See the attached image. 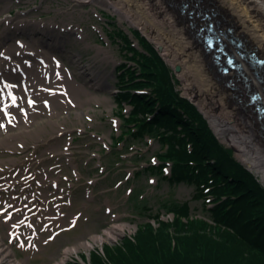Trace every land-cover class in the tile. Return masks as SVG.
Returning <instances> with one entry per match:
<instances>
[{
	"label": "rangeland",
	"instance_id": "1",
	"mask_svg": "<svg viewBox=\"0 0 264 264\" xmlns=\"http://www.w3.org/2000/svg\"><path fill=\"white\" fill-rule=\"evenodd\" d=\"M14 5L10 8L9 12H3L0 17L1 20L9 16L12 12V16L18 15V10L30 11L27 18L32 20H38L43 22L53 21L55 24L59 23L61 26L72 25L75 29L83 32L86 35V43L82 41L75 44L74 36L64 34V39H61V43L67 42V38L71 41L68 46L67 52L63 51L60 46L44 47L50 53L58 52L63 56L64 62L71 69L72 73L78 80L84 84L88 94L79 92V95H75L72 90L66 91L62 97H53L57 99V102L63 103V106L58 107L55 112H51L49 103L47 104L46 112L36 116L33 124L29 126L38 128L43 127L44 131H40L37 140L27 138L28 146H36L39 149V154L42 149L52 148L46 145L47 139L53 138L62 132H72L76 134L77 131L86 132L89 134L83 135L81 138L76 139L72 146L73 155L76 164L79 166L80 177L75 178V170L73 166L68 165L70 163L68 159L61 160L64 167L61 171H53L49 173L52 178L59 180V188L69 187V181L63 179L64 175H68L69 178L76 179V191L74 192L72 206L66 207L63 211L67 214L64 225L68 222L75 213H82L78 226L72 230L63 233L57 237L54 242H50L43 246L40 252H25L16 248V252L19 258H24L29 255L34 256V259L30 261V264H50L60 262L59 264H70L72 260H80L81 264H89L91 261V254L99 252L101 255L104 252L105 246H115L121 243L124 237L134 236L140 225L151 222L154 226L158 224L154 220V216L159 214V219L164 222H171L175 216L172 212L168 213L167 207L174 202L188 203L191 205V215H197L200 217L206 216L203 203L200 198L195 199V190L193 186L186 184L170 185L166 180H161L159 176H153L144 172L147 165L155 162V157L161 150L160 143L154 138L147 137L144 141L136 140L130 141L129 134L133 131V124L128 122L130 115L123 112L127 107H117L115 101L116 93H123L126 90L133 89L128 84H118L117 75L115 69L118 70L121 66L131 62L133 58V51L130 47L142 50L140 42L136 39L139 35L147 39L157 49L159 55L162 57L165 64L171 69V75L174 79V89L181 97L190 101L195 105L198 110L200 107L196 104L194 99L190 96L187 83L181 77V71L176 72L177 67L170 64L165 57L163 49L159 50L158 46L139 26L133 25L129 19L122 18L119 13H116L113 9L98 5L96 3H83V0H22L21 6L13 0ZM3 2L2 4H4ZM181 6V5H180ZM193 10V6H189L187 11L190 13ZM187 13L183 14L186 15ZM198 12L194 15L197 17ZM6 24L0 25V32L3 31ZM260 34L264 36V26L262 27ZM56 31V29H55ZM60 29H57L56 33L59 34ZM125 32L126 34H123ZM138 34V36H137ZM196 30L192 29V37L196 38ZM136 36V37H135ZM14 42L17 40H26L28 35L26 32L20 31H8L4 33L0 38V44L6 42L9 39ZM132 41L131 43L129 42ZM30 41V40H29ZM39 50L38 46H35ZM100 48L105 52L99 55ZM199 49H203L200 44ZM54 50V51H53ZM60 52V53H59ZM109 55L112 57L111 61H104V58ZM211 63L214 60L209 56ZM113 60V61H112ZM116 60V62H115ZM69 61L71 63H69ZM137 68L134 64L132 68ZM73 68V69H72ZM142 72V71H141ZM235 73V72H234ZM249 73L257 81L255 71L249 67ZM235 75V74H233ZM142 76V75H140ZM233 76L229 77L224 86L233 92L230 80ZM128 82V81H127ZM259 82V80H258ZM137 83V82H135ZM139 83H148L145 80ZM260 83V82H259ZM242 91L241 96L230 93L231 99L238 102L241 106H246V101H240L241 98L246 99L247 90L243 80L240 81ZM50 86V83L47 84ZM263 87V86H262ZM47 88V87H46ZM48 89V88H47ZM76 90V89H75ZM141 91H146L143 89ZM70 93V98L67 94ZM48 96L50 94H47ZM26 96L28 97L29 94ZM98 97V98H97ZM25 99V105L26 100ZM70 99V100H69ZM82 99L85 104L80 106V100ZM47 100V99H44ZM70 101V103L66 102ZM34 104V103H31ZM55 101L53 103V108ZM50 109V110H49ZM201 110V109H200ZM202 111V110H201ZM59 112V117H54V113ZM80 113V115L77 114ZM201 113V112H200ZM203 119L207 122L210 129L219 139V142L229 150H232L233 157L237 158L240 162L244 158L241 156L240 151L252 149L251 145L257 144L253 139H240L239 143L234 144L231 142L234 122L227 120L224 126L225 129L233 131L232 133L227 131L226 136H221L217 133L212 121L209 117L202 112ZM119 118V119H118ZM32 119V116L30 117ZM34 119V118H33ZM53 121L54 125L50 126L47 121ZM252 121H255V119ZM59 123L57 126L56 123ZM256 123V137L260 140L264 146V131L261 128L260 122ZM127 123H130L129 125ZM240 123V122H238ZM242 130V125L239 124ZM1 131H6L5 128H0ZM21 128H13L10 134H16L21 132ZM182 129H179V135L182 134ZM245 131V130H244ZM247 132V131H246ZM245 133V132H244ZM248 133V132H247ZM245 133V135L247 134ZM9 133L0 135V140L6 138ZM92 134H97L102 137V141L93 137ZM249 134V133H248ZM247 134V135H248ZM234 135V134H233ZM241 136V135H240ZM69 134L59 138L60 140H68ZM123 137V138H122ZM44 138V139H42ZM122 138V139H121ZM230 139V140H228ZM11 141V140H10ZM104 141L107 143V149L102 147ZM61 144L65 146V143L61 141ZM242 145V147H240ZM46 146V148H44ZM26 147L22 148L24 150ZM9 148L1 144L0 141V159L7 160L11 157L6 150ZM236 149V151H235ZM51 150L50 152H53ZM100 152L102 156V162L99 158L95 157V153ZM15 154V153H14ZM51 155V154H50ZM13 155L12 158H14ZM70 157V156H69ZM20 160H26L28 158V151L24 155H19ZM96 158V159H94ZM28 162H35L26 160ZM6 162V161H4ZM44 162H38L37 166ZM46 166H52L58 163L57 159L51 158L46 162ZM4 163H1L3 165ZM104 168V170L101 169ZM6 166V165H5ZM4 166V167H5ZM249 168V167H248ZM258 170L264 172V163L261 167H256ZM260 168V169H259ZM255 170V169H254ZM257 172V170H255ZM260 171V172H261ZM262 175H259L261 178ZM152 180V181H151ZM88 191H92L88 193ZM138 195L132 197L133 194ZM110 209V213H108ZM0 227L2 235L4 236V243L0 245L4 247L1 255L5 252L13 250L6 242V230L9 228L7 224L1 223ZM118 228V229H115ZM116 230V234L113 238L107 239L104 237L102 240L92 241L93 236L104 235L107 231ZM5 231V232H4ZM90 241L91 246L89 248L81 247L78 252H72L66 254L67 247L78 246L86 241ZM7 244V246L3 244ZM18 258V259H19ZM85 258V263H82ZM20 260V259H19ZM82 260V261H81ZM0 264H9L0 262Z\"/></svg>",
	"mask_w": 264,
	"mask_h": 264
},
{
	"label": "trees",
	"instance_id": "2",
	"mask_svg": "<svg viewBox=\"0 0 264 264\" xmlns=\"http://www.w3.org/2000/svg\"><path fill=\"white\" fill-rule=\"evenodd\" d=\"M136 39L142 50H130L137 68L125 65L119 77L133 89L115 99L121 108L132 107L129 140H158L160 164L144 172L170 185L193 186L207 215H191L189 202H174L167 207L173 221L155 215L158 226L140 225L134 236L105 246L102 255L92 253L89 264H264V185L219 142L198 108L175 91L171 69L155 46L140 35ZM143 89L148 94H140ZM169 163L171 176H165Z\"/></svg>",
	"mask_w": 264,
	"mask_h": 264
},
{
	"label": "bare ground",
	"instance_id": "3",
	"mask_svg": "<svg viewBox=\"0 0 264 264\" xmlns=\"http://www.w3.org/2000/svg\"><path fill=\"white\" fill-rule=\"evenodd\" d=\"M13 0H1L0 2V15L3 12H8L10 8L14 5ZM20 2L21 0H15ZM83 3H96L98 5L113 9L116 13H119L122 18L129 19L133 25L139 26L143 29L145 33L158 45L163 49L165 57L168 59L169 63L180 68L181 77L187 83L188 91L190 92V96L194 99L196 104L200 107L201 113L204 112L209 119L212 121L217 133L221 136H226L227 131L229 129H225V122L229 119L234 122L235 132L230 135L232 137L231 142L237 145L242 144L239 143L240 139H253L257 144L251 145V150L243 148L240 151L243 160L241 163L245 164V167L249 170L251 169L252 173L256 175L259 181L264 185V172L258 170L256 167L263 166L264 163V146L261 144L260 140L256 137V122L259 121L261 128L264 130V118L259 119V115L256 113L255 106H241L238 102L233 101L231 99L230 93H235L236 96H241V91L243 86L241 87L240 78L246 77L248 78L249 87H246V90L249 89V92L262 91V86L264 87V83H259L256 81L253 76L249 73V65L246 64V61H243L242 58L238 55V60L242 64V68L239 73L241 76L235 77L233 74L234 71H229L228 75H223L220 73V68L223 69L224 66H219L213 62L211 63L209 60V56L212 58L213 53H207L204 49H199V45H204V38L200 42L199 38L192 37V29L195 28L196 35L199 33V30L204 26V23H201L195 17H191V14H196V12L189 13L186 8V1L189 6L194 4L195 2H201V9L204 10H213L216 8V11L219 10L220 14L215 18L218 23H220L222 28H233L235 25L236 28L234 33L235 37L246 41L251 49V53H257L259 59H264V36L260 34L262 31V27L264 26V0H83ZM2 2H5L2 4ZM212 4V5H211ZM181 5V6H180ZM184 11H186V15ZM215 11V12H216ZM199 12V10L197 11ZM18 17L4 18V21L7 24H14L18 31H22L25 28L33 27L34 31L41 33L46 36H54L51 32H56L58 28L57 25L53 24V21H49L47 23L44 22H36L34 20L19 18ZM220 27V28H221ZM43 28V29H41ZM60 28H63L61 26ZM73 27H64V30L71 29ZM56 29V31H55ZM9 30H13V27L10 26ZM7 28L0 33V37L9 31ZM15 30V28H14ZM16 31V30H15ZM48 31V32H46ZM78 35V39L82 41V43H86V36L82 33L76 34ZM195 35V36H196ZM49 41H52L54 44L61 45L60 36L55 37L54 39L48 38ZM202 39V38H201ZM29 48L18 47L15 42H11L8 39L4 44H0V53L4 54L5 57L0 56V74L4 71L5 67L8 65H13L15 63L19 65V69L28 70L30 73L31 67L34 69H38L36 73H30L26 82L22 85H12L11 83L1 85L0 86V94L2 93L3 99L1 100V105L9 104L8 108H17L18 106L23 105L24 98L22 97L23 92L28 93L29 88H32L31 96L34 98L38 94H45V90L40 88L39 86H45L46 84H38L37 76H41L42 73H46L50 70L49 65L52 62H55L60 65V70L64 74L63 88H71L76 89L75 95H79V92H83L88 94L86 87L80 85L75 77L68 71L65 67L64 63L57 58H54L44 49L35 51L30 45ZM254 49V50H252ZM33 51L32 55L35 58H38L39 61H43V64H34L31 61L26 62L28 65L21 62L15 55L17 53L22 52V56H27L25 52ZM105 52L104 49L100 48L99 55ZM237 52V51H236ZM212 55V56H211ZM6 58V59H5ZM10 58V59H9ZM112 57L107 55L104 58V61H111ZM8 60V61H7ZM113 61V60H112ZM35 62V61H34ZM116 62V60H115ZM49 64V65H48ZM259 67V68H258ZM258 71H260V66H257ZM262 72H264V66L261 67ZM179 71V72H180ZM261 72V73H262ZM232 77V82L230 83L233 89V92L224 86L225 81ZM53 78L52 80H54ZM47 80V79H46ZM243 80V79H242ZM227 82V81H226ZM47 83V82H46ZM57 85V82H54ZM48 91L53 86H47ZM16 92L17 96L14 95ZM51 92V91H49ZM21 93V95H18ZM29 94V93H28ZM50 94V93H49ZM254 95V93H252ZM1 96V95H0ZM242 97V96H241ZM98 98V97H97ZM13 99H16L18 105L13 103ZM80 100V99H79ZM240 101L246 103L250 102V99L246 97L241 98ZM264 101V98H263ZM80 106L83 107L85 102L81 99ZM61 105L60 102H55V106L59 107ZM38 109V108H37ZM35 113V111H34ZM78 115L80 113L77 112ZM60 113H54V117H59ZM1 117V114H0ZM252 119L255 121H252ZM1 120V118H0ZM33 122L35 120H32ZM240 122V123H238ZM56 123V122H55ZM33 124V123H32ZM47 124L50 126L54 125V122L47 121ZM53 124V125H52ZM59 125V123H56ZM242 125L241 127L239 126ZM25 124L21 129L20 133L16 134H8L6 138H2L1 144L8 147V150H17L19 146L25 145L28 141L27 138H31L33 140H37V137L40 134V131H44L43 127H32ZM31 125V124H30ZM245 130V131H244ZM249 133H247V132ZM247 133L245 135V133ZM234 134V135H233ZM216 135V134H215ZM241 135V136H240ZM217 137V136H216ZM218 138V137H217ZM44 139V138H42ZM11 140V141H10ZM230 140V139H228ZM242 147V145L240 146ZM236 151V149H235ZM237 159V158H236ZM238 160V159H237ZM3 159L0 160V164L4 163L1 166H5V164L13 163L16 160L11 158L8 161ZM239 161V160H238ZM8 162V163H7ZM240 162V161H239ZM77 170V166L74 165ZM249 167V168H248ZM257 170V172L255 170ZM260 169V168H259ZM261 171V172H260ZM262 175L259 178V175ZM118 229V228H115ZM116 234V230L112 229L107 231L104 235L93 236L92 241L96 242L97 240H102L104 237L107 239L113 238ZM92 243L90 241H86L78 246L74 245L73 247L67 248L66 254H71L81 248H89Z\"/></svg>",
	"mask_w": 264,
	"mask_h": 264
},
{
	"label": "water",
	"instance_id": "4",
	"mask_svg": "<svg viewBox=\"0 0 264 264\" xmlns=\"http://www.w3.org/2000/svg\"><path fill=\"white\" fill-rule=\"evenodd\" d=\"M197 7H200V6H197ZM202 9H200V14L198 16L199 17L204 16L202 19V22H205V26H204V29L202 31L203 34H205V33L207 34V36L212 41L213 46H215V47L221 46V49H219V50L215 49L213 51L214 55L218 54V57L214 56V58L217 59L216 60L217 64H222V66H224V68L227 70V72L234 71V72H236V74L238 73V75L241 76V73H239V71L242 68V64L239 62L237 56L235 54H232L231 50L227 47V44H223L221 42L220 36L215 31L214 25L208 24V22L210 20H212L213 18H216L220 14L219 10L216 11V8H215L213 10L202 11ZM218 24H220V23H218ZM229 33L233 34L234 31L230 30L227 32V34H229ZM246 43H245V41L235 37L234 35L231 36L230 44L234 45L238 49V52H237L238 55L243 60L248 62L249 65H251L252 69L255 70V75L259 79V82L262 84V83H264V72H262L261 68H260L261 70L258 71L259 67L257 68V58H258V56H256L257 53H254V54L248 53L247 50L245 49ZM203 49L209 53L210 50H213V47L209 50L207 48V45H206V46H204ZM159 50H162V48L160 47ZM179 70H180V68L177 67L176 72H179ZM244 78H245L246 82L249 81L248 78H246V77H244ZM246 87L248 88L249 84H247ZM248 93H250L249 89L247 90V95H248ZM253 93H254L253 98H250V102H248L246 104V106L247 107L248 106H255L256 107L255 111L259 115V119L261 120L264 118V101H263L264 87H262V91L261 90H260V92L253 91ZM243 165H245V164L243 163ZM249 170L251 171L250 168H249Z\"/></svg>",
	"mask_w": 264,
	"mask_h": 264
},
{
	"label": "built area",
	"instance_id": "5",
	"mask_svg": "<svg viewBox=\"0 0 264 264\" xmlns=\"http://www.w3.org/2000/svg\"><path fill=\"white\" fill-rule=\"evenodd\" d=\"M3 242H1L0 240V245L2 244ZM4 245V244H3ZM6 246V245H5ZM4 249L3 246L0 247V250ZM3 251V250H2ZM2 251L0 252V262H3L5 260V262L9 263V264H19V262L15 259L14 256H12V254L7 251L5 252L4 255H1Z\"/></svg>",
	"mask_w": 264,
	"mask_h": 264
},
{
	"label": "flooded vegetation",
	"instance_id": "6",
	"mask_svg": "<svg viewBox=\"0 0 264 264\" xmlns=\"http://www.w3.org/2000/svg\"><path fill=\"white\" fill-rule=\"evenodd\" d=\"M212 5V4H211ZM218 24V22H216V25ZM218 26H219V24H218ZM233 28L235 29L236 28V26L234 25L233 26ZM233 28H232V30H233ZM234 31V30H233ZM226 34H227V32H226ZM220 35H221V38L224 40V42L226 43V44H228V41L226 40V37H225V31H220ZM234 35H236L235 33H234ZM245 43H246V41H245ZM246 44H248V43H246Z\"/></svg>",
	"mask_w": 264,
	"mask_h": 264
}]
</instances>
